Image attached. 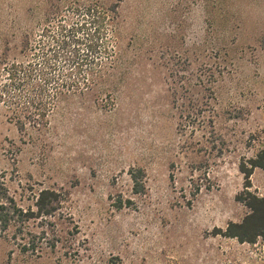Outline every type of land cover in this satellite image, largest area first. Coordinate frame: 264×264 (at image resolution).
I'll use <instances>...</instances> for the list:
<instances>
[{
  "label": "rangeland",
  "instance_id": "obj_1",
  "mask_svg": "<svg viewBox=\"0 0 264 264\" xmlns=\"http://www.w3.org/2000/svg\"><path fill=\"white\" fill-rule=\"evenodd\" d=\"M86 1L0 0V82ZM94 1L118 5L95 82L60 95L29 137L0 104L11 193L24 207L31 189L64 199L37 252L0 230V264H264L263 240L214 232L248 213L239 164L264 148V0ZM250 179L264 197V170Z\"/></svg>",
  "mask_w": 264,
  "mask_h": 264
},
{
  "label": "trees",
  "instance_id": "obj_2",
  "mask_svg": "<svg viewBox=\"0 0 264 264\" xmlns=\"http://www.w3.org/2000/svg\"><path fill=\"white\" fill-rule=\"evenodd\" d=\"M117 8V3L106 8L94 0L70 5L64 14L56 17L57 24L43 27L39 48H34L26 61L5 65L0 104L5 107L9 122L22 135L29 137L34 129L48 125V116L60 95L81 92L95 82L103 65L112 57L110 25ZM255 168L264 170V148L239 164L244 182L236 200L247 206L248 213L238 222H229L224 230L216 229V234L240 243L264 241V197L249 190ZM3 176H0V230L11 233L10 238L20 251L37 252L41 238L47 234L44 226L61 214L62 194L52 188L31 189L32 202L24 207L11 193ZM131 176L134 191L141 192L143 173ZM119 202L117 208L123 206ZM35 222L41 227L40 233L30 227Z\"/></svg>",
  "mask_w": 264,
  "mask_h": 264
}]
</instances>
